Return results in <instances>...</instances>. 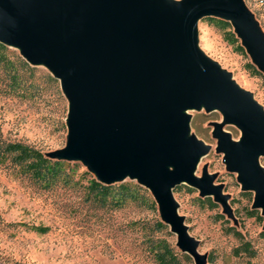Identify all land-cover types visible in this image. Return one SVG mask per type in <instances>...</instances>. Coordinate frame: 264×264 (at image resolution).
Wrapping results in <instances>:
<instances>
[{
	"label": "water",
	"instance_id": "water-1",
	"mask_svg": "<svg viewBox=\"0 0 264 264\" xmlns=\"http://www.w3.org/2000/svg\"><path fill=\"white\" fill-rule=\"evenodd\" d=\"M206 16L228 21L264 72V34L242 0H0V42L42 63L68 100L65 145L46 155L79 160L104 184L128 177L149 189L196 264L206 256L182 225L173 187H195L232 211L214 175H193L208 146L189 134L187 111L219 110L241 129L233 142L215 124L217 150L264 214V110L199 49Z\"/></svg>",
	"mask_w": 264,
	"mask_h": 264
},
{
	"label": "rangeland",
	"instance_id": "rangeland-1",
	"mask_svg": "<svg viewBox=\"0 0 264 264\" xmlns=\"http://www.w3.org/2000/svg\"><path fill=\"white\" fill-rule=\"evenodd\" d=\"M242 1L264 34V16L253 0ZM196 28L199 49L228 71L264 110V72L246 49L240 51L222 29L205 18L197 21ZM238 41L241 44L240 38ZM8 49L18 54L16 48ZM33 67L32 74L19 71L17 86L0 74V146L20 142L47 154L65 145L68 100L59 79L47 80L45 75L51 73L42 63ZM187 113L189 134L208 146L193 175L202 178L204 169L214 175L212 185L222 186L221 193L228 196L232 211V217L225 214L212 195L209 197L217 206L209 207L206 197L185 183L173 192L182 225L196 242L195 251L206 256L200 264H264L262 208H252L255 191L242 190L238 172L227 170L225 153L217 150L218 138L213 135L215 124H222V131L238 142L241 129L224 123L219 110L207 112L201 108ZM258 163L264 170V154ZM61 169L56 179L39 181L7 156L0 157V264H160L152 251L159 240L178 252L179 259L170 264H196L194 255L177 245L178 234L162 219L150 190L135 179L124 177L120 182L147 189V202L140 196L139 200L114 207L91 199L87 185L94 175L79 160H62ZM152 200L156 209L149 206ZM250 210L257 215H251ZM244 242L250 250H236Z\"/></svg>",
	"mask_w": 264,
	"mask_h": 264
},
{
	"label": "trees",
	"instance_id": "trees-1",
	"mask_svg": "<svg viewBox=\"0 0 264 264\" xmlns=\"http://www.w3.org/2000/svg\"><path fill=\"white\" fill-rule=\"evenodd\" d=\"M203 18L207 19L219 29H222L229 41L236 44V47L240 51L244 50L243 46L238 43V38L232 31V26L228 21L213 16H206ZM33 66L34 65L27 63L19 53L14 54L8 49V46L0 42V74H3L10 84L17 86L21 79L19 71H26L28 74H32L33 71H35ZM45 77L49 81L55 80V78L49 74H46ZM3 156H7L12 164L23 166L32 178L39 181L56 179L62 171V160H65L49 157L39 150L20 142H10L0 146V157ZM117 182L119 183L104 184L97 181L95 178H91L87 185V193L90 194L91 199L95 202L102 205L108 203L114 207H119L127 201L139 200L140 196L143 202H147L145 201L147 197L144 195L147 189L141 188L137 185V182V184ZM179 186V184L175 185L173 187V192L178 191ZM203 197H206L205 201L209 207L212 208L217 206L216 203H214L215 201L213 200V202L209 196ZM149 206L152 209H156L155 201L152 200ZM250 214L257 215L253 210H250ZM157 224L159 227H165L162 222H157ZM230 228L234 230L233 227ZM37 230L44 231V228H38ZM234 232L240 235L239 232ZM152 246L153 255L160 264L175 263L179 259L178 252H176L165 240H159ZM240 246L241 247H237L236 250H250L246 242L241 243Z\"/></svg>",
	"mask_w": 264,
	"mask_h": 264
},
{
	"label": "built area",
	"instance_id": "built-area-1",
	"mask_svg": "<svg viewBox=\"0 0 264 264\" xmlns=\"http://www.w3.org/2000/svg\"><path fill=\"white\" fill-rule=\"evenodd\" d=\"M258 12L264 16V0H253Z\"/></svg>",
	"mask_w": 264,
	"mask_h": 264
}]
</instances>
